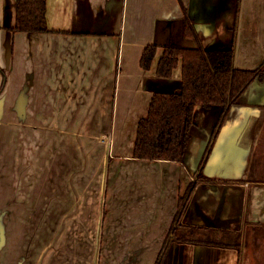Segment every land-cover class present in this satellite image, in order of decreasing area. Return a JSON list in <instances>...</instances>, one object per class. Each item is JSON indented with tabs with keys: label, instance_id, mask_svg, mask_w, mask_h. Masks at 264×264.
<instances>
[{
	"label": "crops",
	"instance_id": "obj_1",
	"mask_svg": "<svg viewBox=\"0 0 264 264\" xmlns=\"http://www.w3.org/2000/svg\"><path fill=\"white\" fill-rule=\"evenodd\" d=\"M186 15L204 49L232 47L236 67L264 65V0H47L46 32L11 30L15 0H0V69L6 75L0 124L8 123V132L0 128V210L6 208L8 223L2 235L0 227V264H14L16 250L7 204L16 197L13 166L23 165L21 180L36 157L39 172H28L31 177L21 185L35 183L28 198L35 213L46 193L47 209L55 204L60 215L58 227L68 208L75 210L74 218L85 211L86 217L100 216V202L102 197L107 201L114 177H137L141 187L136 211H109L107 221L103 212L102 226L99 218L79 226L91 234L77 245L92 251L88 257L55 260L49 253L40 256V264H154L179 197L196 176L214 132L203 165L206 178L194 188L180 221L230 230L239 234V243L174 240L162 264H264V172L258 170L264 171V80L248 86L220 125V107L197 106L182 162L132 156L137 122L146 116L153 93L181 86L180 62L168 79L156 76V66L163 45H195L183 36ZM152 43L157 53L145 70L140 58ZM33 123L39 129H32ZM5 159L9 164L2 171ZM98 182L103 193H97ZM58 245L59 252L67 245L74 248L65 235ZM51 249L49 242L41 248Z\"/></svg>",
	"mask_w": 264,
	"mask_h": 264
},
{
	"label": "trees",
	"instance_id": "obj_2",
	"mask_svg": "<svg viewBox=\"0 0 264 264\" xmlns=\"http://www.w3.org/2000/svg\"><path fill=\"white\" fill-rule=\"evenodd\" d=\"M46 10L47 0H15V22L10 29L24 32L50 31ZM232 31L235 35V23ZM183 36L193 40L195 45L190 47L174 43L163 45L156 66V76L168 79L180 62L181 86L175 91L157 90L153 93L146 116L141 117L137 122L132 151L134 159L182 162L191 140V130L198 116L197 106L220 107L217 123L220 125L228 110L238 102L248 86L255 79L264 80L263 63L256 68H240L234 65L232 47L204 49L187 15L184 17ZM157 49L158 45L155 43L144 47L140 58V66L143 69L151 68ZM0 72L2 73L1 92L6 75L3 69H0ZM215 134L216 132L204 149L196 176L179 197L178 211L154 264H162L168 244L174 240L234 247L239 243V234L236 235L230 230L220 231L207 226L185 225L180 221L194 188L206 178L203 165Z\"/></svg>",
	"mask_w": 264,
	"mask_h": 264
},
{
	"label": "rangeland",
	"instance_id": "obj_3",
	"mask_svg": "<svg viewBox=\"0 0 264 264\" xmlns=\"http://www.w3.org/2000/svg\"><path fill=\"white\" fill-rule=\"evenodd\" d=\"M178 89L179 88L175 90ZM37 125L40 124L33 123L31 125L32 129H39V126ZM0 128L3 132H8V123H1ZM30 139L32 138L28 137L26 144H28ZM17 156L19 157V160L26 162L27 159L22 158L21 153H18ZM13 160L14 158L12 155V161ZM36 160H38V157H36ZM36 160H34V163L32 164L34 167L31 166V168L27 170L26 174L21 176V180L17 176L22 172L23 165L18 163L16 166H13L16 176V187L12 189L13 195L15 194L16 197L15 199L12 198L10 200V203L8 202L7 204L12 207L10 211L13 218H11L10 222L11 224L13 222V225L16 227L17 231L15 238L16 250L13 251V254H11V259L13 260L14 264H33L34 262L35 264H40V256L45 259L46 255H48L49 253L52 254V257H54L55 260L62 255L67 257V259L74 256H78L81 259H83L84 256L88 257V254H90L92 251H89L88 249H77V245L80 242V239L82 241L83 239L90 237L91 234L85 233V231L82 232L80 230L81 227L79 226H85L88 221L94 222L96 218H99L97 219V222L99 224L98 226H102L104 217V214H102L103 212H106L105 220L107 221V215L109 211L112 213L124 212L131 209L136 211V209H138V204L140 205V203L137 201V197L138 195H140L141 187L139 186L137 177H129L125 179L122 178L123 180H116L114 177V179H110L109 187H106L109 193L108 198H106L107 201L105 202V198L102 197V200L100 202V216L96 214L94 218L91 213L90 215L88 214V217H86L85 211L84 215L80 218H74L75 210L72 208H68L67 214L69 215L68 217H66V219L63 218L61 220V224L59 226L61 227L63 223V227L62 229H59L60 227H58V223L60 221V215L57 213V209L53 210V206H55V204L51 203V206L49 205L47 209V202L45 203V199L47 196L46 193L42 194V196L39 197L36 214L34 210L30 209L28 200L30 194L34 193V191L36 190L35 183L32 184V186L28 184L27 187L21 185V181L27 182V179L31 177L28 172H31L32 170L34 174H37L39 172L35 165L38 164ZM8 164V159L1 161L2 171L3 167H8ZM38 167L41 169L40 166ZM258 170L264 172L262 169ZM1 189H3V186H1ZM96 190L98 194L103 193L104 187L100 190V185L98 182ZM148 201L150 202V199H148ZM4 205L2 204V206ZM5 213H7L6 208L2 207L0 210V227L2 229L1 235L4 226L8 224L6 221ZM30 213H34V216L30 217ZM63 234L67 237L68 240L70 239L73 241L74 248H69L70 245H67L66 247L60 249L59 252L58 249L60 247L58 245V242L61 236H64ZM46 242L50 243L52 249L50 251L44 250L42 252V245ZM95 264H99L97 260L95 261Z\"/></svg>",
	"mask_w": 264,
	"mask_h": 264
}]
</instances>
